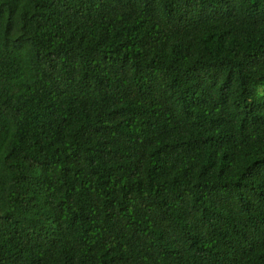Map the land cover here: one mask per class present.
<instances>
[{"label": "trees", "instance_id": "trees-1", "mask_svg": "<svg viewBox=\"0 0 264 264\" xmlns=\"http://www.w3.org/2000/svg\"><path fill=\"white\" fill-rule=\"evenodd\" d=\"M0 264H264V0H0Z\"/></svg>", "mask_w": 264, "mask_h": 264}]
</instances>
